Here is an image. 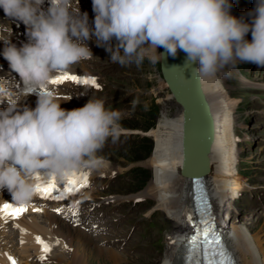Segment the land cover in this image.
I'll use <instances>...</instances> for the list:
<instances>
[{
  "label": "clouds",
  "instance_id": "9594fccd",
  "mask_svg": "<svg viewBox=\"0 0 264 264\" xmlns=\"http://www.w3.org/2000/svg\"><path fill=\"white\" fill-rule=\"evenodd\" d=\"M44 2L0 0L5 17L21 22L28 37L17 48L8 43L10 28L7 37L0 36L7 45L0 55L19 77V87L0 86V101L8 103L0 110V190L6 189L21 207L36 196L32 178L40 170L57 182L82 169L98 170L105 160L97 153L109 138L119 139L121 114L107 110L103 100L90 99L66 111L49 88L54 74L93 58L85 43L91 37L121 66L139 65L149 52L150 61L157 63L162 56L156 49L162 47L172 57L181 50L188 64L198 63V78L239 63L264 68V0H256L248 13L250 23L230 15L229 0H92V29L87 13L81 15L72 0H49L46 13ZM249 32L251 42L245 39ZM32 93L38 94L36 107H20Z\"/></svg>",
  "mask_w": 264,
  "mask_h": 264
},
{
  "label": "rangeland",
  "instance_id": "374dc122",
  "mask_svg": "<svg viewBox=\"0 0 264 264\" xmlns=\"http://www.w3.org/2000/svg\"><path fill=\"white\" fill-rule=\"evenodd\" d=\"M229 2L232 5L230 15L237 19L243 18L245 23L251 22V17L248 16V13L252 7L254 9L256 0H229ZM247 2L252 6L247 7L245 5ZM245 39L251 42V32L245 36ZM157 65L158 63H152L146 56L142 63L135 66L134 69L138 70V73L137 77L136 72L134 73V79L126 78L124 80H115L111 75L106 76L107 82L109 83L107 91L109 95L106 102L110 106L114 104L122 113L119 121L120 127L136 128L143 133V126L148 123V120H146V111L151 106L152 100H155L159 104L160 110L163 109L167 113L162 112L159 119L163 114L169 118L175 117L177 113L176 107L171 101H165L166 91L158 85ZM240 69H243V71L241 72ZM245 69L244 63H239L236 68H229L230 71L228 69L222 70L223 75H219L218 78L228 90L230 97L235 100L233 111L234 119L231 123L234 131L240 130L242 134H248L252 137L257 135L258 138L257 143L253 145L252 143L247 145L244 142L236 145L235 153L238 164L236 163L235 165L239 170L242 169V173L245 176L242 178L244 181L247 179V181L243 183V190L238 193V197L232 203L231 207H233L232 210H235L236 217L239 219L237 226L247 230L250 229L248 231H250L253 237L257 234V237H254L258 238L260 242V246L257 249L259 252L260 250L262 251L260 255L264 258V115H262L264 114V95L261 100H258L255 97V93L259 91H252L250 87L241 81L243 77L248 81L263 85L264 68H259L254 65L249 70ZM225 70L229 75H224ZM124 77L127 76L123 74L120 78L123 79ZM113 80H115L114 84L112 83ZM261 91L264 93V89ZM242 93L247 94V96L250 93L248 103L244 99L246 95H242ZM157 120L155 126L157 125ZM152 130L149 132L151 137H146L147 140L145 141L146 143L149 141L148 144L145 143L146 147L151 145L150 152L153 151L154 147ZM141 136L143 137L144 135L141 134ZM133 137V140H136V136ZM133 140L126 142L125 147L128 150L121 153V159H141L145 155L143 152H140L143 154L141 156H135L136 154L133 155L130 153L133 149H136L133 148ZM119 163L122 165L129 164L123 160H119ZM114 190L120 191V185L117 184ZM153 204L150 202L145 206L141 205L137 210L134 208H126L122 211L124 215H133L123 220L124 228L122 230V237L126 238L127 242H122L118 251L116 250L119 255L116 256V263L112 261L104 262L101 258L96 257V249H89L85 252L84 264H160L162 257H164L163 253H165L166 245L170 241L168 238H170V234L175 230H173L174 224L166 219L164 212L161 210H158L156 213V219L153 218L150 221H146L148 220L146 213ZM130 219H132V222H129V224H132L131 226L128 225ZM228 221L230 222V218ZM144 222L145 229L142 228ZM139 225H141L142 230L144 229L142 233H139ZM79 249L82 248L79 247Z\"/></svg>",
  "mask_w": 264,
  "mask_h": 264
},
{
  "label": "bare ground",
  "instance_id": "6f19581e",
  "mask_svg": "<svg viewBox=\"0 0 264 264\" xmlns=\"http://www.w3.org/2000/svg\"><path fill=\"white\" fill-rule=\"evenodd\" d=\"M195 67H198V63H195ZM198 80L207 114L211 118L210 139L206 153L203 155L192 154L191 159L182 155V140L185 137L182 124L185 118L193 120L195 116L194 114L184 116L183 101L179 93L176 95L181 105H177L175 117L169 118L163 114L151 132L154 147L147 163L152 169V179L144 190V194L153 198L155 208L164 212L166 219L174 224L173 230H175L171 234L170 243L160 264H181L185 252V239L188 234L185 212L189 210L190 182L180 174L184 167V159L188 160L187 167L192 172H202L203 184H205L210 201L215 205L217 211L227 207L230 209L234 198L243 189L245 182L235 165L237 162L236 144L231 125L234 119L235 100L230 97L218 76L198 78ZM197 132L201 136L203 130L200 129ZM182 134L184 135L182 136ZM226 229V240L234 252L238 264H264V258L260 255L262 251L259 252L257 249L260 242L258 238H254L257 237V234L253 237L248 231L250 229H243L229 221ZM70 236V233L65 234V237L70 238ZM80 237L83 239V235ZM83 240L85 241V239ZM78 242L75 241L76 246L82 248ZM79 254L85 255L82 249H79L78 254L74 251L71 255V262L66 264H84L85 260ZM111 254V252L107 253L100 249L97 251L96 257L101 258L104 262L116 263V253ZM26 256L28 257L27 254Z\"/></svg>",
  "mask_w": 264,
  "mask_h": 264
},
{
  "label": "snow or ice",
  "instance_id": "6c2138e0",
  "mask_svg": "<svg viewBox=\"0 0 264 264\" xmlns=\"http://www.w3.org/2000/svg\"><path fill=\"white\" fill-rule=\"evenodd\" d=\"M65 81L73 82L77 85L90 84L96 87L95 79H87L77 75H69L67 73L52 79L49 83L51 85H60ZM36 180L44 179L47 181L46 185L36 184V194L42 199L59 200L61 196H69L79 191L81 188L88 186L87 174H72L67 178L63 193H58L54 178L48 176L47 179L41 175L34 177ZM202 191V189H201ZM198 210L203 207L210 214L211 206L207 202L206 194L197 202ZM26 211L24 207H14L12 204L3 203L0 205V219H16ZM59 209L57 212L59 213ZM75 215V213H74ZM189 223L191 218L188 213L185 214ZM24 230H21L23 234ZM37 243L42 246V255L40 257L43 261L45 254L51 251V246L45 244L40 237L35 238ZM23 243V241H21ZM185 256L183 258L184 264H234L231 254L222 245L220 238L216 235L212 224L209 220H203L199 228L194 227L193 234L186 241ZM14 264V262H13Z\"/></svg>",
  "mask_w": 264,
  "mask_h": 264
},
{
  "label": "water",
  "instance_id": "95a60500",
  "mask_svg": "<svg viewBox=\"0 0 264 264\" xmlns=\"http://www.w3.org/2000/svg\"><path fill=\"white\" fill-rule=\"evenodd\" d=\"M160 54L162 59L159 61V68L164 82L168 85V89L180 105L181 103L177 99L176 93L181 95L184 116L188 114H194L195 116L193 120H186L185 118L182 124L185 134L184 140H182L184 155L186 158L190 157L191 159L192 154H196L197 148H199L200 154L203 155L207 151L210 139L211 118L207 114L199 80L194 71L196 68L195 63L188 64L186 54L181 50H178L177 55L172 57L161 47ZM200 129L203 130L201 136L197 132ZM182 173L187 178H190V176H201L200 173L192 174L189 170H184Z\"/></svg>",
  "mask_w": 264,
  "mask_h": 264
},
{
  "label": "trees",
  "instance_id": "16d2710c",
  "mask_svg": "<svg viewBox=\"0 0 264 264\" xmlns=\"http://www.w3.org/2000/svg\"><path fill=\"white\" fill-rule=\"evenodd\" d=\"M148 148L146 147V150H147ZM142 152V151H141ZM131 154H133V155H135V156H141L142 155V153H140L139 152V150L138 151H136V150H134L133 152H131Z\"/></svg>",
  "mask_w": 264,
  "mask_h": 264
}]
</instances>
